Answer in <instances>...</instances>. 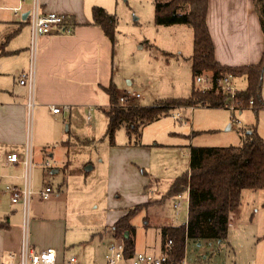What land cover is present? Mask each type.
I'll return each instance as SVG.
<instances>
[{"label":"crops","instance_id":"crops-1","mask_svg":"<svg viewBox=\"0 0 264 264\" xmlns=\"http://www.w3.org/2000/svg\"><path fill=\"white\" fill-rule=\"evenodd\" d=\"M110 1L112 5L114 0ZM39 3L43 12H58L71 16L74 25L72 24L71 31L67 33L41 34L37 37V49L33 62L35 106L32 111V135L29 147L31 155L30 184L33 192L28 203V242L35 250L54 248V264H69L70 257L75 258L74 264H105L107 246H101L100 243L103 234H106L109 243L118 241L111 236L109 227L121 214L116 215V212H113L114 214L110 215L111 213H108L110 218L106 223L103 221L96 229L85 224L78 225L86 229L85 236H88V239L93 242V246L89 248L87 241H80L76 238L77 235L69 232L70 227L76 224V213L71 210L72 205L68 204L70 199L67 188H63L62 184L54 186L52 179L54 173L69 164V147L72 144L70 140L76 134V132H70L71 128L78 126L77 122L84 118L88 123L92 122L90 123L92 126L96 124H93V121H95L96 113L99 112L97 109L102 107L104 95H107L104 87L113 83L118 92L113 73L114 44L110 42L99 26L91 23V8L94 5H100L108 12H115L110 11L103 0H39ZM18 5L21 7L20 16H15L9 11L6 12V8H3ZM29 5L30 0L24 2L0 0V45L5 40L4 37L11 34L17 21L23 19L27 21L26 12ZM206 23L213 42L214 56L220 64L234 67L259 62L264 50V42L252 0H208ZM176 27L173 32L178 29V26ZM30 32L27 21L17 33L5 42L3 49L0 50L3 52L0 53V264H10L9 253L17 258L21 246L23 203L20 200L12 202L10 194L5 190V185L21 187L24 166L21 162H6L5 157L9 152H15L19 156H23L25 153L29 123L26 108L27 88L26 85L18 83V78L20 73L26 71L30 66ZM159 48L165 50L162 47ZM175 50H177L176 53L182 54L178 51L179 49ZM165 51L170 54L175 53L171 50ZM188 66L190 68V63ZM238 79L243 81L239 85L240 88H245V78L236 76L234 81L236 82ZM132 84L133 80L128 79V87L122 89V92L138 93L132 89ZM138 94L139 96L133 98L132 101L141 105V101L138 103L137 100L143 97L140 93ZM262 98L264 101V88ZM53 106L59 107V111L53 112L51 110ZM197 107L176 109L180 113V118L174 117V119L179 120L178 122L182 124L180 126L164 127L163 124H158L159 128L145 130L151 124L159 123L156 122L159 120L146 124L141 130L139 144H118L115 147L116 155H110L109 163L119 173L122 169H127L130 175H134L135 182L140 184L137 188L138 192L151 189L150 193L154 194L152 189L154 186L150 185L149 177L156 179L154 180L155 186L162 183V180L165 181L166 189L164 190L167 191L172 179L183 172V168H186L180 167V165L174 168L177 156L187 153L189 156L191 146H202L195 144L194 136H200L204 131L215 130L220 126V120H223L224 124L227 121V118L220 112L227 109L225 107ZM204 108L218 109L219 112L205 117L195 112L197 109ZM94 112L93 117L92 113ZM231 120L228 121V129L234 125L233 119ZM260 135L264 140V134ZM159 138H164V141H160ZM171 147L180 153L177 152L174 158L165 154L167 159H156V156L159 155L155 152L156 150L159 148L169 150ZM118 150L121 152H117ZM161 162L165 165H162ZM166 164L169 169L164 170ZM138 166L143 174L144 171L146 172L145 178L138 172ZM188 169L189 166L184 171ZM47 170H50V173ZM160 170L167 173L163 175ZM43 184H49L53 189L46 198H41L37 194V190ZM184 192L187 194L188 207V191ZM165 193L161 195V199ZM169 198L172 200L171 208L174 212L169 213V216L165 214L153 222L159 239L158 250L154 252L142 250L137 247L134 238V251L151 254L162 252L160 226L180 224L175 222L179 214L177 209L185 200V196H183V200L176 199L174 196ZM138 200L146 202L145 194L142 193V197H139ZM176 202L180 204L174 207ZM187 207L185 221L182 223H185L187 219ZM242 217L247 218L240 212L238 206L231 214L229 224L230 221L237 223ZM252 218L253 214H250L248 220ZM144 224L146 227L149 226V221L145 219ZM102 228H104L103 231H101ZM96 239L98 242H95ZM188 242L187 247L189 246ZM74 245L79 246L74 248ZM209 255L208 251H201L199 255L192 253L191 257H185L184 261L186 264H208Z\"/></svg>","mask_w":264,"mask_h":264},{"label":"rangeland","instance_id":"rangeland-1","mask_svg":"<svg viewBox=\"0 0 264 264\" xmlns=\"http://www.w3.org/2000/svg\"><path fill=\"white\" fill-rule=\"evenodd\" d=\"M103 2L110 11L115 12L118 20L113 67L118 94L124 93L122 89L128 87L127 80L132 79V89L143 97L137 100L138 103L141 101V105H153L158 100L169 97L187 96L192 83L191 71L188 66L193 38L191 27L187 24H172L173 27H171L172 25H156L154 23V0H114L112 5L110 0H103ZM176 26L178 29L173 32L174 28H177ZM159 47L175 53H166ZM175 49H179L178 51L182 54L176 53L177 50ZM242 82V79L236 80L235 86L240 87ZM195 86L199 88L201 85L195 83ZM263 88L264 70L261 97ZM104 96V104L100 109H97L99 112L95 115L93 124H96L94 126L90 124L92 122L88 123L84 118L77 122L78 126L71 128L70 132H76V134L70 140L72 144L69 147V164L54 173L52 182L54 186L62 184L63 188H67L70 199L68 204L72 205L71 210L76 213V224L70 227L69 232L77 235L76 238L80 241H87L89 248L93 246V242L88 239V236H85L87 231L82 226H78L79 224L89 225L96 229L103 221L106 223L110 218L108 213L113 215V212H116V215L119 213L123 215L129 208L143 203L142 200L138 199L142 197V193L145 194V201L150 203L131 218V223L135 226L133 238H135L138 248L147 252H154L158 250L159 239L153 222L165 214L169 216V213L174 212L171 208L172 200L170 198L161 199V195L166 192L164 190L166 189L164 187L165 181L162 180V183L155 186L154 180L156 179L149 177L150 185L154 186L152 187L154 194L150 193V187V190L138 192L137 188L140 184L135 182L134 175H130L127 169H122L119 173L109 163L110 155H116L115 147L118 144H128L129 138L125 129L120 127L114 133V144L110 143L109 137L106 135L107 115L103 113L108 105V97L107 95ZM175 112L176 109H172L170 114L164 115L158 119L159 121H156L159 123L151 124L145 130L159 128L158 124H163L164 127L182 125L178 122L179 120L172 116ZM195 112L205 117L213 113L217 114L219 111L218 109L204 108L197 109ZM220 112L227 118L226 123L224 124L223 120H220V126L215 130L204 131L202 135L194 136L196 145H238L241 140V134L238 132L240 126L254 125L259 134H264V107L257 111L250 107L241 113L235 112L237 121L233 120L234 125L230 129H228V121H232L231 111L224 109ZM94 114L95 112L92 113L93 117ZM31 121L32 114L29 117L30 128L27 127L29 140L32 135ZM159 139L164 141V138ZM175 150L173 147L169 150L159 148L155 151L159 154L156 159H167L165 154L174 158L177 152L180 153ZM117 152H121V150ZM188 158V153L179 154L174 168L180 165V167H186L183 168L184 170L187 169L189 166ZM89 166L91 168L88 169ZM139 167L137 170L144 177ZM167 169L169 166L166 164L164 170ZM184 170L182 171L184 172ZM160 171L163 175L167 173ZM47 172L50 173V170ZM32 174L34 175V172ZM183 196H185V200L179 205L177 209L179 214L175 220L179 223L185 221L184 218L186 217V192L183 193ZM239 210L247 218L242 217L237 223L230 221L226 236L222 240H201L199 245L188 242L189 246H186L185 257L190 258L192 253L199 255L201 251H208L210 253L208 264L264 263V190L243 189ZM250 214H253V218L248 220ZM145 219L149 221L147 227L144 224ZM103 230L104 228L101 231ZM107 235L109 236L108 233ZM95 242H98L97 239ZM109 242L106 234H103L100 245L105 247ZM78 246L74 245V248Z\"/></svg>","mask_w":264,"mask_h":264},{"label":"trees","instance_id":"trees-1","mask_svg":"<svg viewBox=\"0 0 264 264\" xmlns=\"http://www.w3.org/2000/svg\"><path fill=\"white\" fill-rule=\"evenodd\" d=\"M252 1L264 42V0ZM207 7L208 0H154L156 25L187 24L191 27L190 93L185 97L160 99L153 105L137 104L132 101L133 98L122 104L119 97L126 91L119 95L115 85L110 83L104 87L108 95V105L104 111L107 115L106 135L111 144H114V133L120 127L125 129L128 144H139L143 126L170 114L172 109L224 107L227 99L224 95H216L210 89L201 91L196 88L195 76L204 72H211L213 77L231 73L245 78V88L233 98L239 104L238 113L250 107L255 111L264 107L261 97L264 50L257 64L234 67L220 64L214 56L213 42L206 23ZM65 21L72 28L73 18L66 15ZM25 22L26 19L16 22L11 34L4 37L0 50ZM91 23L99 26L114 44L118 24L115 13L94 5L91 8ZM249 100H252V104H249ZM239 132L241 140L238 145L191 146L189 169L170 182L162 199L187 190L188 207L185 223L160 226L161 251L167 254L166 263L180 264L185 258L188 241L199 243L201 240H222L226 236L230 216L240 204L242 190H264V140L254 125L240 127ZM144 174L146 175L145 171ZM148 203L150 202H143L129 208L109 227L111 236L123 244L125 256L135 252V226L131 223V218Z\"/></svg>","mask_w":264,"mask_h":264},{"label":"built area","instance_id":"built-area-1","mask_svg":"<svg viewBox=\"0 0 264 264\" xmlns=\"http://www.w3.org/2000/svg\"><path fill=\"white\" fill-rule=\"evenodd\" d=\"M24 2L25 0H19ZM6 8V12L9 11L15 16H20L21 7L20 5L14 7H3ZM65 14L58 12H43L40 8L39 0H30V5L27 10V21L30 26V44H29V55H30V66L26 71L20 73L18 83L26 85L27 96H26V108L29 117L32 114V110L35 106V86H34V71L33 62L36 55L37 49V37L41 34L51 35L58 33H67L71 31V27L66 24ZM236 76L231 73H225L217 77H213L211 72H204L195 76V83H199L201 91L212 90L216 95H224L226 99L224 107L229 109L231 112V119H235V112H239V104L234 101L235 94L244 88L236 87L234 79ZM139 94L126 91L125 94L119 97V101L125 104L129 98L138 97ZM249 104H252V100H249ZM193 108V107H188ZM59 107L53 106L51 110L58 112ZM173 117L180 118V113L175 112ZM237 121V120H236ZM30 128V123H28ZM26 134V148L23 156H19L15 152H9L6 154V162L14 163L21 162L24 166L23 172V183L21 187L7 184L5 190L10 194L11 201L16 202L18 200L23 203V220H22V233H21V246L17 258L12 253L8 256L11 259L10 264H54L55 263V249L47 247L42 250L33 249L28 242V203L32 195L31 178H30V166H31V155H30V140L29 134ZM53 191L49 184H43L38 190L37 194L41 198H46ZM176 199H182L183 193H179L174 196ZM180 203H174V207H177ZM170 247V242L167 244V250ZM106 263L105 264H171L166 263L167 254L162 251L159 254H151L143 251H135L133 254L128 256L124 255V246L119 241H113L107 245L105 253ZM75 258H69V264H74ZM180 264H186L183 260Z\"/></svg>","mask_w":264,"mask_h":264},{"label":"water","instance_id":"water-1","mask_svg":"<svg viewBox=\"0 0 264 264\" xmlns=\"http://www.w3.org/2000/svg\"><path fill=\"white\" fill-rule=\"evenodd\" d=\"M26 14H27V12H26ZM89 168H91V166H89L88 169H89Z\"/></svg>","mask_w":264,"mask_h":264}]
</instances>
